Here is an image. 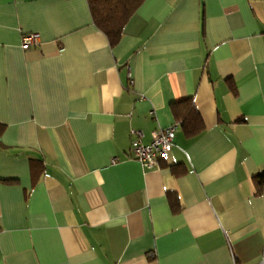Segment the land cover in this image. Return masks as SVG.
<instances>
[{"label":"crops","instance_id":"0c3cea01","mask_svg":"<svg viewBox=\"0 0 264 264\" xmlns=\"http://www.w3.org/2000/svg\"><path fill=\"white\" fill-rule=\"evenodd\" d=\"M0 130V264L264 261V0H145L115 46L89 0H0Z\"/></svg>","mask_w":264,"mask_h":264},{"label":"trees","instance_id":"16d2710c","mask_svg":"<svg viewBox=\"0 0 264 264\" xmlns=\"http://www.w3.org/2000/svg\"><path fill=\"white\" fill-rule=\"evenodd\" d=\"M144 2L145 0H89V5L94 23L106 34L111 46H115L120 41L127 23ZM173 110L176 121L181 124L188 137L196 136L204 130V119L191 97L175 102ZM172 169L175 175L184 171L178 165H173ZM254 180L259 193L264 183V171L256 174ZM169 199L173 210L178 211L179 197L169 194Z\"/></svg>","mask_w":264,"mask_h":264},{"label":"built area","instance_id":"2783aa9c","mask_svg":"<svg viewBox=\"0 0 264 264\" xmlns=\"http://www.w3.org/2000/svg\"><path fill=\"white\" fill-rule=\"evenodd\" d=\"M41 43V35L38 32L24 34L21 46L28 49ZM180 123L176 122L169 127H161L154 133L150 143L141 141V133L138 130H132L135 135L130 148L131 155L137 159L144 167L153 168L159 166L160 162L167 156L175 144L176 129ZM260 264H264V261Z\"/></svg>","mask_w":264,"mask_h":264}]
</instances>
